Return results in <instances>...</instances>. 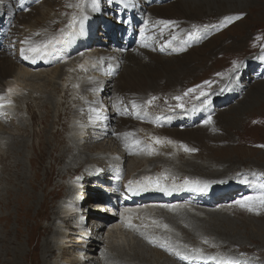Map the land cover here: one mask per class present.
Segmentation results:
<instances>
[{"label":"rangeland","instance_id":"1","mask_svg":"<svg viewBox=\"0 0 264 264\" xmlns=\"http://www.w3.org/2000/svg\"><path fill=\"white\" fill-rule=\"evenodd\" d=\"M64 1L69 5L81 2V0ZM0 2L4 4L3 0ZM218 2L225 1L218 0ZM43 4H40L29 18L24 19V23L22 21L15 26L17 27L15 33L10 32L8 43L0 49V54L4 51L9 53V59L15 62L14 67L16 70L19 68L21 72L23 71L22 74L26 73L29 83L27 88L22 87L17 92L18 95L15 94L11 102L12 112L7 107L9 104L0 103L3 104L0 107V264H171L168 263L169 261L175 264H224L228 260L238 262V264H264V220L262 219L264 218V209L251 212L235 203L244 197L258 194L261 191L259 185L264 184V59L256 61V59L264 57V0H235L233 9L227 11L219 10L220 7L216 8V6L211 9L198 7V10L192 12L197 16L195 21L203 20L205 23L195 31L197 32L195 39L197 45L177 31L174 35H160V31L151 29L152 35L149 38H152L153 47L150 51L160 50L164 60L162 64H165V59L167 61L172 58L174 62L177 60L176 57L182 59V63L173 64L171 69H176L177 66H187L183 62H188L190 59H184V57L186 52L191 51L193 47L197 49V52L193 51L197 53L196 56H203L201 54L206 53V58L203 62L197 61L196 68H190L182 73L181 75L184 77L181 80H175V83L179 82L176 86L175 83H172L174 86L169 87L171 84L167 82L169 85H165L161 91L150 93V98L146 99H139V96L141 97L145 91L154 90L149 86H144L145 81L143 80L136 79V87H131L132 92L128 81H119L122 88L113 91V93L110 91L114 79L110 80L102 56L114 54L113 56L119 59V65L122 66L123 64L126 66L128 60H126L127 57L124 58L127 54L122 56L121 51L113 46L114 42L107 45L96 44L105 38L103 33L106 27L103 24L107 22L106 13L102 17L95 14L87 20L90 38L81 37L82 45L80 44L75 50L73 46H67L71 49L68 52V54H72L70 57L82 58L74 61V66L83 71L79 75L80 80L77 78V81H83L81 84L79 82H65V84L62 82L60 85L56 81L58 76L50 78L56 65L46 68L42 67L44 64H41L34 70L33 67L28 69L27 66L32 65L29 64V57L27 56L28 58L25 59L21 54L20 47L29 32L36 30L31 24L42 27L44 23V27L52 21L46 19L53 17L62 19L64 22L59 25L60 29L49 34L48 40H50L52 35L59 34L57 37H60L62 30L68 33L67 25L72 17L85 13L84 8L81 12V9L77 7L59 10L58 0H45ZM15 5H17L18 14L24 13L23 9L20 11L23 6L21 0H16ZM225 5L227 6V4ZM39 8H42V13ZM36 15L39 17L37 21H34L33 18ZM160 15L166 19L175 16L171 13ZM114 16L117 17L116 11ZM237 16L240 19H235ZM221 18L222 20H220ZM78 20L74 28L78 27ZM51 23L54 24V30L59 28L57 21ZM228 24L230 26L225 31L224 28ZM117 26L118 24H116ZM166 29L167 27L161 24V30L166 31ZM207 29L210 30L205 35L204 32ZM72 33L66 35L64 39H67ZM172 36H178V40L181 42L177 47H173L171 44L170 37ZM210 41L212 42L209 43ZM57 46L63 50L64 43L57 44ZM129 53L139 55L134 51ZM227 53L230 55H225ZM237 54L241 55L236 58L232 56L236 62L230 65L231 68L228 71L231 74L227 76L226 67H229L233 61L229 56ZM86 55L92 60L91 66L88 68L80 64L84 61V57H87ZM238 60H240L239 64ZM122 66L116 73L118 80ZM48 68L52 70L48 71ZM123 68L125 74L128 66ZM163 68L159 66L150 71L152 78L148 77L147 80L152 81L158 77L163 83L162 77L156 74ZM246 68L248 71L245 70ZM139 70L140 67L136 65L129 75L133 76ZM35 74L38 76L42 74L41 76L44 75L47 78L42 77L44 81L39 84L37 80L39 77L34 76ZM83 75L86 77H84L85 79ZM129 75L128 77H130ZM239 75L242 83L240 89L242 90L231 91V100L226 107H221L214 96L226 93L229 87L235 85L234 80ZM13 77L15 76H10L5 81L6 88ZM89 79L98 81L100 84L98 93L80 91V85ZM205 81H210L216 89L211 88L207 95L200 96L198 100H194L198 94V88L195 93L184 96L188 89L196 88L198 85L204 84ZM232 82L234 85L231 84ZM141 85L143 87H140ZM172 89L173 93L171 94L170 90L172 91ZM140 92L142 95L139 94ZM4 94L5 90L1 95ZM95 95H102L100 112L106 108L108 103L110 104L108 115L110 121L111 118L121 114L125 116V111L133 112L135 110L133 103L142 105L144 112L158 118L161 113L167 116L170 112H174L177 104H194L210 100L213 105L210 111L213 124V131L210 134L212 136H198L197 140L200 144L197 143V149L188 147V149L197 150L194 153V151H185L181 147V145L187 144L184 141L180 143L171 141L173 139L165 137L153 127L137 125L135 131L133 130L136 138L134 139L139 141L137 145L140 150L143 148L144 159L138 156L131 158L130 156L125 161L124 146L110 137V131L109 134L97 136L92 134L88 139L78 141L79 136L75 127L80 123L85 124L88 119L93 118L90 107L95 103ZM116 96H120V101L117 103L114 101ZM177 96H183V100H176ZM152 97H156V99L149 104L148 101ZM76 107H83L84 113L81 110H76ZM75 114L79 116H75ZM189 124L190 122L186 120L185 126H189ZM111 126L110 129H113L112 122ZM174 126L182 128L177 124ZM84 136L85 134L80 135V137ZM155 138H159L162 142L156 143ZM79 142L82 143L79 144ZM143 143L145 144L143 145ZM100 150L101 153L111 152L110 158H113L118 169L122 170L121 182H118L122 189L119 190L116 200H121L125 196L123 188H127L126 184H130L136 189L138 187L145 188L147 191L160 190V193L165 195L168 189L177 187L176 177L180 178L181 176L183 181H178L181 184H186L184 186L185 193L179 199L165 198L164 195L163 197L157 196V199L153 201L130 198L125 210L127 209V214L133 212L134 216L138 214L136 217L138 219L133 218L131 233L126 232V229L123 228L122 231L118 230L108 234V241L111 245L107 243L106 231H98L97 226H102L104 223L108 227L113 224H122L121 215L125 211L107 215L110 218L106 219V222L91 223L90 221L85 231L94 235L96 239L88 243V246L85 243V239H88L86 235L82 239L83 242L79 239L82 233L80 230L85 229V226L77 225L75 217L78 215L69 212L66 218L60 220V223L64 225L62 228L70 227L71 229L65 242L56 243L53 240L54 229L59 230L61 226L56 219L53 220L52 215L53 212L55 217L62 214L60 209L68 203L69 197H76L80 194L79 196L82 198V194L84 196L90 194L91 202L106 198L107 194H101L100 189L102 190V183L105 185L104 180L108 177L109 168L105 172L99 171V163L104 162L99 157L101 156ZM98 154L99 156H97ZM205 154H208L209 163L211 160L213 163L203 168L200 164L206 158ZM87 165L90 167L87 168ZM144 168L151 173L142 174ZM93 175L101 178L96 179ZM75 178H79V180ZM112 179L114 180L113 176H110V180ZM74 183L77 187L73 192ZM96 183L97 185H95ZM199 184H206L205 187L214 189L219 194L211 199L208 194H205L208 192L207 190H198ZM86 188H90L91 191L87 190L89 192L84 193ZM68 192H71L72 195H68ZM99 195L102 198L96 199ZM169 205H174L176 210L165 213V216H152L154 221L147 216L157 215L158 212H147L146 217L141 216L142 213H145L146 207L166 209V206ZM144 218L146 219L143 220ZM230 221L232 226L228 224ZM94 224L97 226L94 227ZM154 225L160 226L161 230L154 229ZM163 227L164 229H162ZM35 232L37 235L34 234ZM63 234L67 235V233ZM63 234L62 236H64ZM32 236L39 237V244H36L35 238ZM121 236L127 238L126 244L120 245L122 243ZM112 245L113 247H111ZM119 246H122L121 249L118 248ZM142 248H145L146 251H140ZM211 257H216V259H210ZM85 258L89 261H84Z\"/></svg>","mask_w":264,"mask_h":264},{"label":"bare ground","instance_id":"2","mask_svg":"<svg viewBox=\"0 0 264 264\" xmlns=\"http://www.w3.org/2000/svg\"><path fill=\"white\" fill-rule=\"evenodd\" d=\"M15 1L16 0H5L4 1V4H2L0 2V21L4 22L6 24L12 22L11 27L12 26L13 27L11 28V30L14 29V27L16 25H19V23H21L22 21L24 23V19L29 18L30 14L32 12L36 11V8L40 4L42 5L45 0L44 1L42 0L41 2L38 1V0H28L29 1L28 11L27 12H24V13H21V14H18L17 11H16V9L14 8V2ZM142 1L145 4H149L152 0H142ZM168 1H166L165 3H159L158 1L154 2L153 5L150 6V7H148V9L145 11V15L148 18H151V17L161 18L164 21L173 22L166 29V31L160 30V32H161L160 35L161 34H163V35H167V34L174 35L175 31H177L178 33H182L187 38H189V34L190 33L196 31L198 28H200V27H202L204 25L203 23H205V21H203V20H201V21H195L196 20L195 18L197 16L195 14H193L192 12L198 10L197 9L198 7H200V8L201 7H208L209 9H211L212 7L216 6V8L217 7H220V9L218 8L219 10L224 9L222 11H227L228 9L229 10L233 9L234 2H235V0H222V1H225V2H220V3L218 2V0H172L171 2L170 1L168 2ZM245 3H246V1H245ZM22 4L24 5V3H22ZM47 4H49V3H47ZM225 4H227V6ZM242 4H243V2H242ZM53 7H55V6H53ZM130 8L132 10L136 9L135 6L132 3L130 4ZM93 10L94 9H93L92 6H89V7H87V9H85L86 15L83 18H80V22H79V25H78L77 29L74 30V32L72 33L71 36H69L67 39H65V40H67V46H73L74 47L73 49L75 50L76 47H78L80 44L82 45V43H83L81 37H83L85 39L90 38V35L88 33V31H89L88 24L86 23V21L84 20V18H87L89 14L93 13ZM219 10H218V12H219ZM2 11H3V13H2ZM200 11H201V9H200ZM202 12L205 13V11H202ZM162 13H171L172 15H175V16H170V17H168V19H166V18L161 17L160 14H162ZM218 14L220 15V13H218ZM192 16H195V17H192ZM220 20H222V18ZM51 22L50 23H47L46 26H44V27L41 28V29L44 28L46 30L30 32L27 35V37L25 38V40L22 42V47L24 49H27L30 45H33L34 46V45L42 44L45 41H47V38H43V36H45L47 34L46 31H52V30H54L53 29L54 24L51 23ZM206 23H208V22H206ZM142 28H146L147 31L144 33V36L143 37L140 36V39L142 41L138 42L137 45H136V48L142 50V52H141L142 53V56L141 55H134V54H130L129 53L130 51H128V49L132 45H129L128 47L127 46H121L122 49L120 51H121L122 56H124V54H127V55L124 56V58L127 57V59L126 58L125 59L128 60V62L126 61L127 62L126 66H124V64H123V66L122 65H119V59L117 57L113 56L114 54L113 55H111V54H104L102 56V59L104 60V63H105V70L106 69L108 70V72L107 71L106 72L108 73V76L110 77V80H113L114 79L113 80V83H112V85H113L112 86V90L110 89V91H112L111 93H113V91H116L118 89L120 90L122 88V85L121 84L119 85V81L120 82H122V81H128L129 82L128 83L129 84V88L130 89H131V87L132 88H135L136 87V79H137V80H143V81H145L144 86H149V87L153 88V90H154V91H147V92L145 91V92H143V95H142V92H140L139 94L142 95V96L141 97L139 96V99L150 98V93L161 91L162 89L165 88V85H169V84H167V82H170V84H171V85H169V87H173L174 85L176 86L179 82L178 83H175V80H181L182 77H184V76L181 75L182 73H184L185 71H188L190 68H196L197 65H198L197 64V61L198 62H203L204 59L206 58V53H202L201 55H203V56H200V55H197L196 56V54H197L196 53L197 52L196 50L197 49L193 47V49L191 51L186 52V56L184 57V59L185 58H189L190 59V61H188V62H185V63L183 62V64L184 65H187V66H185V67L177 66L178 68L171 69V67H172L173 64L182 63V59L180 60V58L176 57L177 58L176 62H174L172 60V58L170 60H167V61L165 59V64H162V62L164 60H163L162 55L160 54V50L150 51V49H152V47H153V42L151 40L152 38H149V37L152 35V33L150 32V30L151 29H154L153 26L150 23H146L145 25H143ZM209 30L210 29H207L204 32V34L207 35V32H209ZM4 34H5L4 30L0 27V35H4ZM58 36H59V34H58ZM60 36H61V33H60ZM105 36H106V34H105ZM173 37H175V39H173ZM48 38H49V36H48ZM170 38H171V41H172L171 44H172L173 47H177V45H180L181 42H180V40H178V36H172ZM25 41H27V43H25ZM100 41L107 42L108 40L105 37L103 40H100ZM190 41L193 44L197 45L196 44L197 42H196L195 39H190ZM211 42L212 41H210L209 43H211ZM7 43H8V41H7ZM142 45H143V47H140ZM168 51H170V50H168ZM193 51H196V52L194 53ZM42 53L44 55V58H47V59L49 57L52 58V56H53V61L56 58L62 57V60L61 61L52 64V65H56V67L53 69L52 74H50V78H53V77L56 78L58 76L56 81H58V83L60 85H61L62 82H65V81H69V82H72V83H76L77 82V78H78L77 75H78V73H79L80 70L77 67L74 66V61H72V60L70 61V63L72 64V66H70L69 68H67V66L65 64L66 59H65L64 51L58 50L56 48L53 49L52 47H49V49L46 52H42ZM42 53L41 52L40 53H30L29 52V58L30 57L31 58H34V57L38 56L34 61L37 62L38 64H40V62H42L41 64H43L46 61H43V55H42ZM8 54L6 52H3L2 54H0V93H2L4 90H6L5 81L7 80V78L10 77V76H15V77L12 78L13 80L11 81L12 83H10V85H11L10 88H8L9 97L12 99L14 97V93H13L14 91H19L21 87L27 88L26 86L29 85V83L27 82V77L25 75L26 73L25 74H22L23 71L21 72V70L19 68L16 70V68L14 67V63L15 62L9 59L10 56ZM170 57H171V55H170ZM260 60H262V59L261 58L256 59V61H260ZM62 62H64V63H62ZM91 62H92V60L90 58H88V56H87V57H84V61L82 63H80V64H81V66H84V67L87 66V68H88V67L91 66L90 65ZM136 65H137V67H140V70L138 72H135L133 74V76H130L129 75L130 74V71ZM121 66H122V68H121V74H120V78L118 80L117 79V75H116L117 71L114 74L116 76H113L111 74V69L112 68H116L118 70ZM127 66H128V69L126 70V72L124 74V71H123L124 68L123 67H127ZM159 66L161 68H163V67L164 68L161 70V72H156V74L159 75L160 77H162L163 83L160 82V80L158 79V77L157 78L155 77V79H153L152 81L147 80L148 77H151V75H150L149 72L152 71V70H154L156 67H159ZM23 68L24 67H22V69ZM60 70H61V72H60ZM85 70H86V68H85ZM62 72L64 73L63 75L61 74ZM36 75L37 74H35L34 76H36ZM41 75L42 74H40L39 76L38 75L36 76V77H39V78H37L39 84H41V82L44 81V78H42V77H46L47 78V76H44V75L41 76ZM128 75L130 77H128ZM127 77H128V80H127ZM48 78H49V76H48ZM239 78L240 77H237L234 80L235 85H234L233 82L231 83L234 86L229 87L228 88V91L230 89L235 88L238 85H240ZM172 83H175V84L173 85ZM99 86H100V84H98V81H93V80H90L89 79V80H87L86 82H84L82 84V90L83 91H86V90H94V89L99 88ZM140 87H143V85H141ZM263 88H264V86H263ZM9 90H12V92L9 91ZM131 92H132V89H131ZM170 92L172 94L173 93V89H172V91L170 90ZM17 95H18V93H17ZM119 97L116 96L114 98L115 103H117L118 101H120ZM218 97L220 98L219 99V103H220L221 106H224L226 104V102L228 101V99H229L228 96H226V95L225 96H222V97L221 96H218ZM17 102H18V100H17ZM100 103H101V101L100 100H97L95 103H93L91 105L90 109L92 111H93V109H95L97 111L99 109ZM119 106H122V105H119ZM138 106L139 107L138 108H135V110L133 112H131V113L129 112L128 113V112L125 111V113H126L125 116L123 114H121V115H119V116H117L115 118H111V121H110V119H108V115H106V113L104 112V109H102V116H101L102 126L101 127L103 129L104 126H105V124H107V121H108L107 131H109L110 127H112L111 126V122H112V124L114 125V127H113V129H110V130H113L112 133L110 131V133H111L110 134V137H112L113 139H115L116 142H119V143L121 142L123 144V146H124L125 159H128V157H130L132 155H136V154L141 153L140 152V148H139V146L136 143L137 140H135L136 139L135 138V134L133 132V130L136 128L137 125H139V127L142 126V125H146V126H149V127H153L159 133H161L162 135H165V137H167L169 139H173L171 141H174V142H177V143H180V142H183L184 141L185 143H187L189 145V146H187V148L188 147H191V148L194 147L195 149H197V143L200 144V142L197 140V137L198 136H212V135H210L212 133V131H213V126H212L213 124H212V122L210 124H206L205 123V121L209 119V117H210V111L212 110V107H213V105L210 103V100H207L205 102H196L194 104H186L185 103V104H183V107L182 108L175 106V111L174 112H170L167 116H165L164 113H161V115L158 118H154V117L148 115L146 112H144L143 109H142V107H143L142 105H139L138 104ZM81 110H83V109H81ZM76 115H78V114H75V116ZM186 120H188L190 122L189 126H185V121ZM92 124H93V121L91 119V121L87 125L88 127L79 128V130L76 131V133H78V136L79 137H80V135L82 136L83 134H85V132H86L87 129H91V125ZM99 124H100V122L98 123V125ZM175 124L179 125L182 128L181 129L180 128H176L174 126ZM73 130L74 129L72 128V131ZM74 134H75V131H74ZM2 139H4V137H2ZM144 144L145 143H143V145ZM198 147H200V146H198ZM196 151L197 150H195L194 153ZM100 153H101V150H100ZM104 154L106 155L107 154V151L102 152L101 153V156H99V154L97 156H99L100 158H102V155H104ZM205 156H206V158L203 160V163L200 164L203 168L206 165H208L210 163H213L212 160L209 163L208 154H205ZM101 160H103V159H101ZM108 161L110 162V159H108ZM111 161H113V160H111ZM99 164H100L99 165L100 166L99 171H102V170H103L102 172L107 171V168H108V165L107 164H105L104 162H101ZM86 167L88 168V167H90V165H87ZM143 172H146V170H144ZM119 176H120V173L117 171V173H115V175L113 176V178L115 180H117L119 178ZM93 177H95V175H93ZM76 180H79V178L76 179ZM126 180H127V178H126ZM71 183H73V181H71ZM91 184H93V183H91ZM95 185H97V183ZM105 185H103V183H102L101 187H105ZM74 186H77V185H75V183H74ZM198 188H199V190L200 189H204V191L207 190L208 192L205 193V194H208V196H210L211 199H212V197H216V195L219 194L214 189L200 187V186ZM127 189L130 190L129 192L133 193V191H132L133 187H131V185L128 184ZM87 190L91 191L90 188L89 189L86 188V190H85L84 193H88L89 191H87ZM102 190L100 189V191H102ZM104 190H108V189L107 188H104ZM184 190L185 189L182 188V187H178V188L172 189V190H169L168 189L167 190V193L165 192L166 195L164 197L172 198V197H174V195L176 197L177 196H180V194L182 195L183 193H185ZM171 191L174 193V195L172 194ZM225 191H223V192H225ZM137 192L139 193V197H136V198L143 197V199H145V201H151V200H148L149 198H146V196L147 197H157V196L163 197V194H164V193L161 194L159 191H147L144 188H139L137 190ZM150 192H153V193H150ZM176 192H178V193L176 194ZM68 195H72V193L71 192H68ZM79 195L76 196V197H74V196L69 197L68 203L66 205H63L62 208L60 209L61 210L60 212L62 214L59 215L58 217H55L54 212H53V215H52V217L54 218L53 220L56 219L59 222V225L61 226V228L59 230H55L54 229V233H53L54 238H53V240L56 243H63V242H65V239L68 236V232L71 229L68 226H67L68 228H66V229L65 228H62V226H64V225L60 223V220L63 219V218H66V215L69 212L75 211V209H77V212L75 211L76 212V215L79 216V217H75V218H77L76 224L77 225L85 226V229H83V230L81 229L80 230L82 233H81V236L80 237L78 236L79 239H81V241L83 242L82 239H83L84 235H86L88 237V239H85V241H86L85 243H87L86 246H88V243H90L91 241H94V239H96V237L94 235H90V233L88 231H85V230H86L88 224H90V221H91V223H94V222L97 223L101 219L100 216L101 215H104V213L101 214L102 212H98L99 214H96L95 212L89 211L90 213L93 214V216H90L89 215L87 217L88 220L86 221V224H83V223H85V221L83 223H81V220H84L87 214H86V212H84L85 208L84 209H81V210H78V207L79 206L86 207L84 205H81V203H82L81 200L83 198H86V196H89V194H87L84 197H83V195H84L83 194L82 195L83 198H80ZM107 197H109V196H107ZM74 202H77V203H74ZM88 204L89 205H92L91 203H88ZM87 208H88V206H87ZM102 208H104V206ZM120 209H123L122 210V213L125 211L123 213L124 214L123 223H122L123 225L122 224H120V225L117 224V225H112L110 227H108L107 224H105V223L102 226L94 225V227L97 226V230L98 231H106V233H107L106 234L107 243H110L108 241L109 240L108 239L109 237L107 235L110 234V233H112V232H114V231L115 232L118 231V230L122 231L123 228H124V229H126V232L131 233V223L133 221L134 216H131L130 214H127V211H126L127 209L125 210V207L122 208V206H121ZM136 209H138V208H136ZM169 209L170 210L165 209V208H153V207H151V208L148 207L147 208L146 207L145 208V213H142V214L140 213V214H141V216H143V215L145 216V214H147V212H150V213H152V212H158L157 215L150 214L149 216H147V218H149L150 220H153L154 221L155 220L154 217H161L165 213H168L170 211L176 210L174 205L170 206ZM132 212H133V210H132ZM138 212H139V210H138ZM105 213H106V215H110L112 213L114 215L116 214L115 213V210L107 211ZM243 213H245V212H243ZM131 214H134V212L131 213ZM136 215H138V214H136ZM245 215H246V213H245ZM152 216H154V217H152ZM167 217H169V216H167ZM247 217H248V215H247ZM253 218H255V217H253ZM136 219H138V218H136ZM145 219L146 218H144L143 220H145ZM262 219L264 220V218H262ZM148 220H146V221H148ZM158 220H159L158 222H160V219H158ZM249 220H251V219H249ZM230 223L232 224L231 221L228 222V224H230ZM137 224H138V222H137ZM213 224H215V223H213ZM261 224H262V222H261ZM259 226L261 227L262 225H259ZM137 228H138V226H137ZM153 228L156 229V230H159L161 227L154 225ZM162 229H164V227ZM145 231H147V229ZM166 231H167V229H166ZM151 232H152V230H151ZM163 232H165V231L163 230ZM63 233H67V235H64ZM121 233L124 234L123 232H121ZM158 233L161 235L160 232H158ZM34 234L37 235V232H35ZM62 234L64 236H62ZM97 234L99 235L100 233L98 232ZM101 235H102V233H101ZM119 236H120V234H119ZM32 238H35V240H38L39 241V237H37V236H34V237L32 236ZM121 238H122V241H121L122 243H120V245L121 244H124V243L126 244V239L127 238L124 237V236H121ZM160 239H161V237H160ZM104 240H106L105 237H104ZM135 243H137V242H135ZM59 245H61V244H59ZM109 245H111V243ZM111 247H113V245ZM121 247L122 246H119L118 248L121 249ZM144 250L146 251L145 248H142V250H140V251L144 252ZM175 252H177V251H175ZM113 260H114V258H113ZM84 261H89V259H86L85 258ZM168 263L175 264L172 261H169Z\"/></svg>","mask_w":264,"mask_h":264},{"label":"snow or ice","instance_id":"3","mask_svg":"<svg viewBox=\"0 0 264 264\" xmlns=\"http://www.w3.org/2000/svg\"><path fill=\"white\" fill-rule=\"evenodd\" d=\"M22 2V0H21ZM69 7H77V8H80L81 9V12H83V8H84V0H81V2L79 4H76V5H68ZM229 20L232 19V18H228ZM235 19H240L239 16L235 17ZM77 22V17L76 16H73L71 21L69 22V24L67 25L68 29H73L74 28V25L76 24ZM160 24L164 25L165 27H168L170 26L173 22H170V21H159ZM71 33L68 32V33H65L63 30H62V35L60 37H56V38H53V39H50V40H47L45 41L44 43L42 44H38V45H30L26 51L27 52H30V53H40V52H46L48 50L49 47H52L53 49L55 48V45L57 44H62V43H65L66 40L64 39V37L66 35H70ZM141 36L143 37L144 36V33H143V30L141 32ZM197 38V32H192L189 34V39H196ZM173 39H175V37H173ZM25 43H27V41H25ZM22 55L24 54L23 52L21 53ZM25 59H27L28 57L27 56H24ZM261 59H264V57H261ZM205 84H208L210 85L211 82L210 81H205ZM203 86L202 85H198L196 88H190L187 90V92L184 93V96H187L189 95L190 93H195L197 91V88H202ZM11 91V90H9ZM200 95L201 96H205L207 95V93L201 91L200 92ZM156 99V97H152V99L150 101H148L149 104L152 103V101H154ZM176 100L178 101H182L183 100V96H177L175 97ZM3 100V97H0V101ZM10 103V101H9ZM3 104H0V107H2ZM133 107L134 108H138L139 106L136 105L135 103H133ZM176 107H183V104H177ZM93 111H96L95 109H93ZM212 121H211V118L209 117L208 120L205 121L206 124H210ZM130 135V134H129ZM156 140V143H161L162 141L159 139V138H155ZM169 143H171V141H168ZM137 144H139V141L136 142ZM181 147L184 148L185 151H195V149H188L186 146H183L181 145ZM151 151V149H150ZM242 182H246V181H242ZM187 183V181H186ZM261 191L256 194V195H253V196H247V197H244L243 199L241 200H237L235 201V203L240 206L241 208H244L248 211H251V212H258L259 210L261 209H264V184H261L259 185ZM167 207V206H166ZM130 226V225H129ZM164 227H167L166 225ZM205 243H207V241H205ZM199 251V250H197ZM186 258V257H185ZM210 259H213L215 260L216 257H211ZM224 264H238V262H235V261H231V260H228V261H225Z\"/></svg>","mask_w":264,"mask_h":264}]
</instances>
